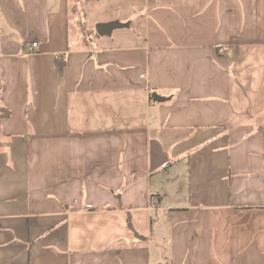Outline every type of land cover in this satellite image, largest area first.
I'll use <instances>...</instances> for the list:
<instances>
[{
	"label": "crops",
	"instance_id": "0c3cea01",
	"mask_svg": "<svg viewBox=\"0 0 264 264\" xmlns=\"http://www.w3.org/2000/svg\"><path fill=\"white\" fill-rule=\"evenodd\" d=\"M0 264H264V0H0Z\"/></svg>",
	"mask_w": 264,
	"mask_h": 264
},
{
	"label": "water",
	"instance_id": "95a60500",
	"mask_svg": "<svg viewBox=\"0 0 264 264\" xmlns=\"http://www.w3.org/2000/svg\"><path fill=\"white\" fill-rule=\"evenodd\" d=\"M121 25L119 23H108L104 25H96L95 32L99 36H107L113 29L119 28ZM152 98L158 101L163 99L157 97L155 94L152 95Z\"/></svg>",
	"mask_w": 264,
	"mask_h": 264
},
{
	"label": "built area",
	"instance_id": "2783aa9c",
	"mask_svg": "<svg viewBox=\"0 0 264 264\" xmlns=\"http://www.w3.org/2000/svg\"><path fill=\"white\" fill-rule=\"evenodd\" d=\"M36 46H37L36 43L32 44L33 48H35ZM150 203H151V206L153 207L154 205H156L158 203V199L157 198H152Z\"/></svg>",
	"mask_w": 264,
	"mask_h": 264
}]
</instances>
